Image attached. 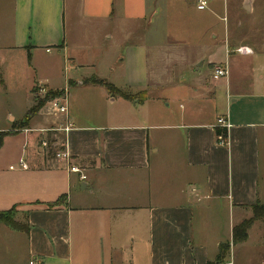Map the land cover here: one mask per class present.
<instances>
[{
  "label": "crops",
  "instance_id": "0c3cea01",
  "mask_svg": "<svg viewBox=\"0 0 264 264\" xmlns=\"http://www.w3.org/2000/svg\"><path fill=\"white\" fill-rule=\"evenodd\" d=\"M206 1L202 10L199 0H9L0 8V94L9 99L0 131H13L0 147V212L14 208L22 225L0 220V264H208L253 217L251 206L264 204V36L252 39L255 24L264 31V0ZM238 7L248 16L236 22ZM39 49L63 54V82L36 67ZM205 64L212 73L199 78ZM216 66L228 75L215 79ZM93 76L144 99L111 97L85 83ZM37 83L67 94L73 127L56 135L69 160L49 153L43 133L13 129ZM71 92L83 94L77 106ZM48 115L32 127L66 125L67 116ZM220 117L231 125L224 144ZM240 247L228 261L237 264Z\"/></svg>",
  "mask_w": 264,
  "mask_h": 264
},
{
  "label": "rangeland",
  "instance_id": "374dc122",
  "mask_svg": "<svg viewBox=\"0 0 264 264\" xmlns=\"http://www.w3.org/2000/svg\"><path fill=\"white\" fill-rule=\"evenodd\" d=\"M8 1L9 0H0V8L5 7L6 6L5 3ZM208 9H210V8L208 7L207 10ZM215 10L218 13V15H220V16H218V22H220V20H221V22H220L221 24L219 26V29H222L225 7H224V5H221V8L215 7ZM236 10H237L236 22L237 21H243V19L247 18V16H248L247 13L244 12L243 10H241L240 7L236 8ZM2 12H4V14L6 15L7 10H1L0 9V14ZM260 13L262 14L263 12H260ZM184 14L187 15L188 18L193 17V15H195L194 11H192V10H184ZM263 15H264V13H263ZM257 18H259L258 21L262 22L261 24L263 25L264 16L263 17L259 16ZM8 27H10V25ZM255 27L256 28H254V27L252 28V31H253V33H252L253 38L252 39L253 40H259L262 38V36H264V31L259 32L261 27H258L256 24H255ZM241 30H242V28H235L233 35H235V33H236V36H239L240 37L239 39H242L243 36H241V34H242ZM238 34H240V35H238ZM195 46H197V47H195ZM191 48L194 51H198L200 49L198 44L194 45V46L192 45ZM35 62H36L35 63L36 67H39V71L40 72L42 71V73L47 77L53 78V76H55V74L60 72L61 78H59L58 80L61 79V81L63 82L62 76L64 74V66H67V65H64L63 54H61L58 51H53L52 53L49 54L46 52L45 49H39L38 51H36V54H35ZM211 73H212L211 69L209 68V66L207 64H205L204 66H202L200 68V70L198 72H196V75H198L199 78H202V77L204 78V77H209V75ZM93 77H95V76H93ZM96 78L98 79V81L108 82L107 80L99 79L98 77H96ZM76 86H77V84L73 85L72 88H74ZM41 87H42V84H39V83H37L33 86L32 93L34 96V101H35V99L41 100L42 98H44V97H41V94H42V92L40 91ZM114 87L116 88V91L112 90V93H111L108 90L109 95L111 97H114V98L122 97L120 95V92H129L132 94L139 93L138 94L139 98L140 97L142 98V96H143L142 95L143 92H134V91H131V90L126 89V88H118L115 85H114ZM155 93L159 94V92H155ZM77 95H78V97L76 98V96L74 97L73 93L71 92L70 101H71L72 107L75 105L77 106V104H79L80 100L82 99L81 97L83 96V94L77 92ZM78 98H80V100ZM6 99L9 100L8 98H6V96L4 94H0V109L4 105L5 101L7 102ZM119 101L116 104H114L113 107L116 111H124L126 109L125 102L123 104V103H120ZM161 102H163V100H161ZM41 113H43L45 115L50 114L48 116H51V115L53 116L55 114V112L53 111L52 105L49 104V102L45 103L44 107L41 109L38 116ZM30 128H34V127L31 126ZM30 133L34 134L35 132H30ZM56 133L57 132H49L48 134L46 133L42 136L43 138L51 136L53 139L58 140V146H56L54 154H55V152H59V148H60L61 142H62V140L59 138L58 134L56 135ZM37 142L40 143V138L37 139ZM46 149L48 150L49 148L46 147ZM248 233L250 234V238H249L248 242L244 243L245 242L244 241L241 243H236V246H242V247L235 250L236 255H237L236 263L237 264H261L262 260L264 259V220L255 221V223L253 224V226L251 227V229L249 230ZM224 243L227 245H230V252L228 253L226 260H225V263H226L228 261V259L232 258L231 247L234 246L233 232H232V236L227 238ZM234 261H235V259H234Z\"/></svg>",
  "mask_w": 264,
  "mask_h": 264
},
{
  "label": "trees",
  "instance_id": "16d2710c",
  "mask_svg": "<svg viewBox=\"0 0 264 264\" xmlns=\"http://www.w3.org/2000/svg\"><path fill=\"white\" fill-rule=\"evenodd\" d=\"M85 83L103 86L107 88L111 93H112V90L116 91V88L114 87V85H112L111 83L105 82V81H98L96 77L86 80ZM46 88H47V95L41 100L35 99L34 105L28 110L23 120L17 124H14L13 129L16 130V132H19V130L30 128L34 123L35 117L40 113L45 103L52 98L61 96L65 92V90H53V89H49L48 87ZM138 94L139 93L132 94L129 92H120V95L124 99H127V100H135L137 98L140 100L144 99V96L143 98L141 97L139 98ZM12 132L13 131H8V132L0 131V147L3 145L5 136ZM216 132H217V135L223 134L224 137H227V131L225 129L218 128ZM48 141H49V153L51 151L54 153L52 144L54 142H57V139H53L51 136H48ZM65 200H66V196L63 195L55 202L48 204V206L50 208L58 206L61 203L65 202ZM251 209L254 214L253 217L250 219L244 220L243 222H241L240 224L234 227V230H233L234 244L246 241L248 239V231L252 227L253 223L258 220H264V204L256 203L255 205L251 206ZM14 213H15L14 208L8 211L0 212V220H2L4 223H6L12 228H15V229L22 228V225L13 219ZM229 252H230V245L221 244L218 257L216 258L215 261L209 262L208 264H225V260Z\"/></svg>",
  "mask_w": 264,
  "mask_h": 264
},
{
  "label": "built area",
  "instance_id": "2783aa9c",
  "mask_svg": "<svg viewBox=\"0 0 264 264\" xmlns=\"http://www.w3.org/2000/svg\"><path fill=\"white\" fill-rule=\"evenodd\" d=\"M207 6V1L206 0H199V4H198V9L202 10V9H205ZM238 51L239 52H246V53H249L251 51L250 48L248 47H240L238 48ZM228 75V70L226 67H222V66H216L214 68V78L215 79H219V78H222V77H225ZM40 91L42 92L41 94V97H45L47 95V88L45 85H42ZM47 102H49V104L52 105V108H53V111L55 112V114H58V115H65L67 116L68 115V97H67V94L66 92H64V94H62L61 96H57L55 98H52L50 100H48ZM70 120L68 119V116H67V121H66V125L64 127H61V128H53V127H50L48 129H39V128H27L26 130L28 132H39V133H43V134H48L49 132H57V131H64V132H67L69 130L72 129L73 125H72V122H69ZM217 125L219 127H221L222 129H225L226 131H228V129L230 128V123L228 121L227 118H224V117H220L217 121ZM48 136V135H47ZM218 139H219V142L224 144L226 142V137H224L223 134H220L218 135ZM41 143L44 147H47L49 148V141H48V137L44 138L41 140ZM57 157L58 158H64L66 160H69L70 159V155L68 152H62V151H59L56 153ZM21 166L23 168H27V165L24 163V162H21ZM72 170L73 171H79L80 169L76 166L72 167ZM86 177L83 176V179H85ZM31 264H40V263H36V262H31ZM225 264H233L232 261H227Z\"/></svg>",
  "mask_w": 264,
  "mask_h": 264
}]
</instances>
